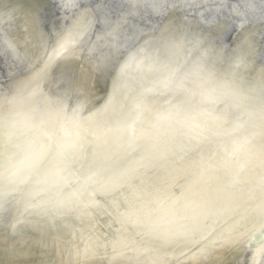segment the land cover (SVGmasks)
Returning a JSON list of instances; mask_svg holds the SVG:
<instances>
[{
    "label": "bare ground",
    "instance_id": "obj_1",
    "mask_svg": "<svg viewBox=\"0 0 264 264\" xmlns=\"http://www.w3.org/2000/svg\"><path fill=\"white\" fill-rule=\"evenodd\" d=\"M0 264H264V0H0Z\"/></svg>",
    "mask_w": 264,
    "mask_h": 264
},
{
    "label": "snow or ice",
    "instance_id": "obj_2",
    "mask_svg": "<svg viewBox=\"0 0 264 264\" xmlns=\"http://www.w3.org/2000/svg\"><path fill=\"white\" fill-rule=\"evenodd\" d=\"M65 50H66L65 48H63V47L61 48V52L65 51Z\"/></svg>",
    "mask_w": 264,
    "mask_h": 264
}]
</instances>
